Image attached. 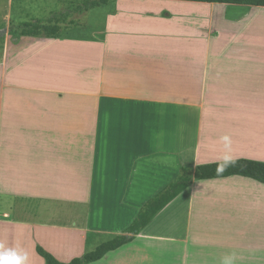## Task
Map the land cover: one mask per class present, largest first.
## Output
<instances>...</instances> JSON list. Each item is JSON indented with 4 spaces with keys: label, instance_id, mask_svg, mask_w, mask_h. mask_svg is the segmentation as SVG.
<instances>
[{
    "label": "crops",
    "instance_id": "0c3cea01",
    "mask_svg": "<svg viewBox=\"0 0 264 264\" xmlns=\"http://www.w3.org/2000/svg\"><path fill=\"white\" fill-rule=\"evenodd\" d=\"M0 0L11 13L21 3ZM264 163V7L115 0L0 52V264L123 234L180 167ZM264 264V185L193 180L89 264Z\"/></svg>",
    "mask_w": 264,
    "mask_h": 264
},
{
    "label": "trees",
    "instance_id": "16d2710c",
    "mask_svg": "<svg viewBox=\"0 0 264 264\" xmlns=\"http://www.w3.org/2000/svg\"><path fill=\"white\" fill-rule=\"evenodd\" d=\"M115 0H59L61 8L46 20L26 21L15 27L16 35L21 37H44L55 39L61 32L77 26L87 14L100 6ZM186 2L233 4L242 6L264 7V0H176ZM240 176L264 185V163L246 159L199 165L197 167H180L178 174L168 185L149 199L138 211L131 224L123 234L98 245L93 251L68 263L56 260L49 252L36 247V253L44 264H89L102 259L107 253L130 242L145 228L153 218L183 192L193 180H209Z\"/></svg>",
    "mask_w": 264,
    "mask_h": 264
},
{
    "label": "rangeland",
    "instance_id": "374dc122",
    "mask_svg": "<svg viewBox=\"0 0 264 264\" xmlns=\"http://www.w3.org/2000/svg\"><path fill=\"white\" fill-rule=\"evenodd\" d=\"M16 4L21 3V6H15L14 11L11 13L12 21L7 25L6 17L8 12L0 11V30L6 29V33L0 38V52L1 45L5 41L8 35L16 34L15 27L26 21H35V20H46L50 15L55 13L58 9L61 8L59 0H15ZM164 257H159L157 259V264L165 263Z\"/></svg>",
    "mask_w": 264,
    "mask_h": 264
},
{
    "label": "clouds",
    "instance_id": "9594fccd",
    "mask_svg": "<svg viewBox=\"0 0 264 264\" xmlns=\"http://www.w3.org/2000/svg\"><path fill=\"white\" fill-rule=\"evenodd\" d=\"M23 258H17L15 261H6L5 264H21Z\"/></svg>",
    "mask_w": 264,
    "mask_h": 264
},
{
    "label": "water",
    "instance_id": "95a60500",
    "mask_svg": "<svg viewBox=\"0 0 264 264\" xmlns=\"http://www.w3.org/2000/svg\"><path fill=\"white\" fill-rule=\"evenodd\" d=\"M6 33V29H1L0 30V38Z\"/></svg>",
    "mask_w": 264,
    "mask_h": 264
}]
</instances>
